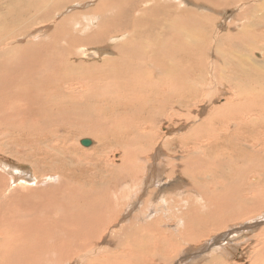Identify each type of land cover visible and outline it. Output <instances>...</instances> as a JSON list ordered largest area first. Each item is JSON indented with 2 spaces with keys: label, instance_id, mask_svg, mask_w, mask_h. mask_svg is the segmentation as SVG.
<instances>
[{
  "label": "bare ground",
  "instance_id": "obj_1",
  "mask_svg": "<svg viewBox=\"0 0 264 264\" xmlns=\"http://www.w3.org/2000/svg\"><path fill=\"white\" fill-rule=\"evenodd\" d=\"M19 1L28 5H20L12 12L17 0H0V154L8 157L0 158V264H136L139 258L136 255L140 254V251L136 253L138 214L128 211L141 213L142 209L130 207L128 210L125 203L138 194L136 179L144 169L147 179L153 177V165L159 173L155 178L160 183L166 174L174 176L179 172L181 176L190 177L196 190L193 193L201 196L199 207L232 211L224 219L227 222L215 220L210 227L198 228L196 222L182 218L192 216L184 213L182 208L190 212L197 210L195 205L179 207L180 202H189L185 193H177L176 200L160 197L166 209L180 208L174 209L181 214L178 221L181 227L177 226L176 230L193 228L191 231H195L200 239L214 230L223 231L231 222H247L251 202L256 200V204H260L257 194L264 190V178L252 174L248 185L237 188V185L226 184L224 177L234 181V175L223 167L228 152L246 153L255 149L264 154L261 139L264 88H252L264 78V56L260 63L254 58L256 51L264 54V39L258 36L260 41L255 40L257 38L247 33V29L242 31L250 20L242 24L240 15L235 19L242 25L239 32L234 23L227 24L223 33H217L213 17L200 14L189 18L190 31L181 39L183 50L179 53V63L183 67L190 66L179 71V68L164 65L158 57L159 54L166 62L176 55L175 50L173 53L165 51L178 39L177 27L173 28V25L181 23H172V8L169 6L165 10L162 4L177 0H141L137 8L136 0H99L94 8L96 14L106 18L114 9L116 14L106 20L110 26L104 21L98 28L86 27L87 31L79 30L72 16L60 19L66 28L59 23L40 31L37 27L47 23L45 16H57L62 6L57 8L53 0ZM216 1L219 5L220 1L228 4V0L212 3ZM258 1L260 4L258 2L253 11L259 12L264 22V0ZM42 2L43 16L36 17V6ZM196 3L201 7H213L210 0L201 3L196 0ZM175 10L179 15V10ZM157 11L161 17L156 22L163 31L156 42L150 40L155 46L151 51L139 50L136 48V22L151 12L158 15ZM11 21L17 25L11 29L14 37L8 38L5 32ZM24 31L29 36L18 38L17 34ZM33 31L38 34L32 37ZM118 33L124 35V40L110 43L111 37ZM189 42L202 46L198 47V53L189 52ZM213 45L216 59L210 61L208 55ZM82 46H96L112 54L103 56L102 53V57L83 55ZM8 49L14 50L12 55ZM198 55H203V60L199 61ZM223 59L229 65L226 67L228 77H221ZM153 64L156 72L149 68ZM159 67L165 71H158ZM186 75L191 78L189 82H186ZM106 76L107 82L102 83L101 79ZM114 84L116 87L112 89ZM222 97L225 99L220 103ZM169 101L184 107L181 108L183 113L177 115L179 112H174L171 116L169 105L175 103ZM195 109L198 111L194 112ZM144 114L150 119H144ZM161 118L173 121V125L174 120L183 119L185 127L164 136L157 130ZM78 132L81 136L76 138ZM84 137L92 138L95 145L90 150L81 149L87 159L78 157L77 161L70 151H74L78 139ZM85 141L88 144L87 139L81 144ZM165 151L172 154L174 161L164 156ZM108 152L109 160H105ZM93 155L96 157L91 158ZM7 159H15L19 164L29 162L34 178L29 180L21 168L6 164ZM165 167L167 172H164ZM162 186L160 193L173 189ZM229 191L232 194H221ZM148 194L154 195L153 192ZM236 194L238 196L234 197ZM125 214L127 217H123ZM207 216L201 215L198 221L204 225L211 222ZM157 218L148 224L155 230L161 229L164 223ZM117 221H121L120 224L117 225ZM163 232L162 235L159 232L161 238L157 239L166 237ZM181 239L172 238L171 241L179 244L183 243ZM256 239L258 243L249 251L250 264H264V235L259 234ZM164 240L160 244L167 241L169 246V240ZM205 257L207 262L204 264H230L215 254ZM198 259L200 257L193 258ZM193 260L182 261L191 264Z\"/></svg>",
  "mask_w": 264,
  "mask_h": 264
},
{
  "label": "rangeland",
  "instance_id": "obj_2",
  "mask_svg": "<svg viewBox=\"0 0 264 264\" xmlns=\"http://www.w3.org/2000/svg\"><path fill=\"white\" fill-rule=\"evenodd\" d=\"M53 1L55 3H57L56 4L57 8H61L60 6H62V10L60 11V13L57 14V16L56 15L54 17H52L51 15L45 16L46 18L44 20H47V23H44L41 26L37 27V28L40 29V31H44L46 28L52 27L54 25H58L59 23H62V26H64L63 21H61L60 19H62V18L63 19L64 18L69 19V16L74 17V20H75L74 22L76 23V26H77V28H79V30H83V29H85L88 26H89L90 29H95V28H98L100 26V24H99L100 22H104L105 21V24H107L106 20L114 17V14H116V9L110 11L106 18H102L100 16V14H96L94 12V8H95V4H97V2L99 0H86V1H81V2L79 1L80 3L79 2H72L71 0H66V1H61V2H59V0H53ZM140 1L141 0H136V8L141 5ZM188 1H186V0H177L176 2L175 1L174 2L169 1L170 3L167 2L166 3L167 5L162 4L163 8H165V10L166 9L168 10L170 7L172 8V16L170 18L172 23H181V25H173V28L177 27V36H178L177 38L178 39L176 40V42L172 46H170L165 51L167 53H173V50H175L176 51V55L174 56V54H173V59H170V58L167 59L166 58L167 60L165 62V60H162L160 58L159 54H158L159 60L164 65H166L168 67L179 68L178 69L179 71H182V70L186 69L187 67L189 68L190 64H187L186 65L187 67L186 66L183 67L179 63V53H181L182 50H183V44H182L183 42L181 41V39H182V37L185 34H187L190 31V25L187 23V20L189 18L193 17V16H200V14H203V15L208 16V17H213L214 22H216L214 26H215V31L217 33H223L225 31V29H226L227 24L233 25L234 23L237 24V28L236 29H237V32H239L241 30L240 28L242 27V25L238 24L239 21H235V19L238 18L240 15H242V16L239 17L240 22L242 24H245L244 21L246 22V21L250 20V22L248 23V26H246L242 31L247 29V33H249L251 35H254L255 38H257L259 36V37H261V39L262 38L264 39V22H262V19H263L262 17L263 16H261L260 13L257 12L256 10L253 11V8L259 2L258 0H254V1L253 0H228V4L227 3L225 4L222 1H220V5L218 4L217 1L215 3H212L214 0H210V3L213 4V7L212 6L203 7V5L201 7L200 4L198 5L196 3V0H188ZM202 1H206V0H199V3H201ZM43 2L40 3L38 6H36V10H35V12H36L35 16L36 17L43 16ZM156 4H157V2H156ZM259 4H260V2H259ZM20 5H22L23 7H26L28 4L26 2L17 0L15 6L12 9V12H15L16 8L18 6H20ZM240 5H242L241 6L242 8L240 10H238ZM63 8L65 10H63ZM175 8H177L179 10V15L176 13ZM262 10H264V8H262ZM90 11H93V12H90ZM107 11H108V9H107ZM157 13H158V15H156L154 12H151L150 14L144 16L145 17L144 19L136 22V48L137 49H139V50L141 49V50L149 52V51H151V49H153L155 47L152 44V42H156L157 39H158L159 33L163 31V29L161 28L160 23L156 22V19H159V17H161L160 13L158 11H157ZM241 17H242V19H241ZM255 20H256L257 23H255ZM259 20L261 22H259ZM136 21H137V19H136ZM253 22L257 26L253 25L252 24ZM70 23L72 24V22H70ZM77 23H79V25ZM7 25L9 26V30L7 32H5V34H6V36L8 38H10L11 36H13L11 29H15V26L17 25V23L11 21ZM7 25L4 24L5 29H6ZM107 25L110 26L109 24H107ZM34 29H36V28H34ZM67 30L69 31V26L68 25H67ZM84 31H87V30L85 29ZM31 34H32V37H33V36L37 35L38 33H36V31H33ZM17 35L20 36L18 38H24L25 36H29V33L24 31L23 33L17 34ZM82 36L83 35H81V37ZM123 40H124V35H120L118 33V34H115V35H113L111 37L110 43H117V42H120V41H123ZM150 40L152 42H150ZM255 40H259L260 41V39H258V38L255 39ZM188 45H189V52L191 54L198 53V47L199 48L202 47L201 45L197 44L196 42H189ZM80 49L83 50V51H81L82 53L80 51H77V52H79V53H81L83 55H87V56L95 55V56L102 57V53H103V56H107L109 53L112 54L110 51H108L106 49L98 48L96 46H82V48L80 47ZM211 49H212V51L210 50L209 51V55H208V58H209L210 61H212L213 59H216V56H215L216 55V47H215V45H213ZM261 50H263V49H261ZM8 51H10V55H12L13 52H14V50H9V49H8ZM252 51H253V49H252ZM254 54H255L254 58L260 63V61L262 60V57L264 56V54H261V51H256ZM202 56L203 55H198L197 56L199 58V61L203 60ZM163 57H166V56H163ZM158 63L160 65H162L159 61H158ZM208 67H210V66H208ZM226 67H229V65L223 59L221 77H228L229 76V73H227L228 69ZM149 68H150V70H153V71H155V69H156L154 67V64L149 66ZM158 71L161 72V71H165V70H164L163 67H159ZM104 72L106 74H109L105 69H104ZM184 73H186V71ZM201 74H202L203 77H205L204 73H201ZM188 75H186V77H187L186 78L187 79L186 82H189L191 80V78ZM107 80H108V78L106 76V77H103L101 79V82L102 83L103 82H107ZM219 80H220V78L217 79V81H219ZM263 82H264V78L261 79L252 88H254V87H255V89L264 88V83ZM202 84L203 85L206 84V83H204V79L202 80ZM260 84H261V86H260ZM115 87H116V85L114 84L112 89H115ZM204 90L206 92L205 87H204ZM224 99L225 98L222 97L220 103L224 102ZM169 102L172 103V104L175 103L174 105H169L171 107V109H172L171 116H172V114H174V112H179L177 115H181V113H183L184 107H182L180 104H178L175 101H169ZM196 104L197 103H195L194 105L189 107V111L193 107H195ZM181 108H183V109L181 110ZM195 111H198V109H195L194 112ZM170 112H171V110H170ZM186 113H187V110H185V114ZM204 113L206 114V112H204ZM143 116H144V119L145 118L146 119H150L149 117L147 118L146 114H144ZM149 116H151V115H149ZM161 116H162V114H161ZM181 120H183V119H180L179 121L178 120L177 121L174 120V122H176V123L173 125V124H171V123H173V121L168 120L166 118H163V119L161 118L159 120V124L157 126V130L159 129L158 133L159 134H163L164 136H166V135L169 136V134L171 132H174V130L175 131L177 130L178 132H180L181 127L182 126L185 127V124L182 123L183 121H181ZM138 122H139V120H138ZM180 122H181V124H180ZM140 123H141V121H140ZM182 124H184V125H182ZM159 131H161V132H159ZM77 134L78 135L75 136L76 138L81 136L80 132H78ZM261 135H262L261 139L263 138L262 140L264 142V130L261 133ZM252 136L257 138V139H259V136L257 134L254 135L252 133ZM85 139H87L90 142V144L89 143L88 144L85 143V144L82 145L81 143ZM94 145H95V142H94V140L92 138H88V137L80 138V140L78 139V147L74 146V151L71 150L70 151V155L74 156V158H76V159L78 157L80 159L85 158V157H87V155L85 153H83L81 151V149L82 150H90L91 147H93ZM171 148H169V149H171ZM46 150H50V149H46ZM253 150H254V152L251 149H249L250 152L246 151V153L242 152V153L234 154V153L228 152V154H226L228 156H225L224 159H226L227 161L226 162L224 161L225 167H223V168L224 169L226 168L227 170L230 171L231 175H234V181H233V178L224 177L225 182L227 181L226 182L227 185H234V186L237 185V188H239V186L241 187V185H244V186L248 185L250 183V179H249L250 177L249 176H251L252 174H255V173L257 175L260 174L264 178V174L262 175V173H264V154L262 152L260 153V152L256 151L255 149H253ZM107 151H109V150H107ZM175 151H176V149L173 150V152H175ZM165 152L166 153H165L164 156L165 157L167 156L171 161H174V158L171 156L172 154H170L169 151H165ZM257 152H258V155L255 154ZM75 153L77 154V156H76ZM250 153L253 156L249 155ZM108 154H109V152L107 153V157H106L105 160H109V155ZM115 155H116V157H119L118 153H115ZM239 155H241V156H239ZM90 157L91 158L92 157L95 158L96 156L93 155V156H90ZM154 157H152V159ZM240 157L242 159H239ZM0 158L1 159L2 158L6 159L8 157L4 156L1 153L0 154ZM248 158L251 159V160L249 161ZM85 159H87V158H85ZM152 159L150 160V163H152ZM229 160H230V162H228ZM77 161H78V159H77ZM5 163L8 164V165L12 164V166L21 168L22 171L26 172V174L28 175V178H30L29 180H32L34 178L33 169H32V166L30 165L29 162L19 164L17 162V160H15V159H7V160H5ZM157 163L158 162H156V164ZM236 163H237L238 166L235 167ZM229 165H230V167H229ZM239 165H241V166H239ZM153 166H154V169H152V170L154 171V175H153L152 178L147 179L148 175L145 174V171L147 172V170H145V169L143 170L144 172L142 171V174L140 173L139 176L137 177V179H136V183H137L136 184V191H137L136 194L137 193L138 194L135 195V197H132L129 200H127V197L125 196V198H126L125 200H127V203H125L126 204V207H125L126 209L130 210L129 208L131 207L132 210H133V208H134V210L135 209H139V210L142 209L141 213L144 212V213L141 214L139 210H138L139 213L136 210L133 211V212H131V210L130 211L127 210L128 213H132L133 215H135L136 213L138 214V216L136 215V221L138 222V226L140 228L139 227L136 228V251H137L136 253H139V251H140V254H139V256H137L138 254L136 255V258L139 257L138 260L136 259L138 261V262L136 261V264H139V262H141L140 264H144V263L145 264H153L152 261H155L156 264L157 263L158 264H183V261L184 262L186 261L185 263H187L188 261L193 260V258H196V257H200V259L193 260V262L191 264H200V263L204 264L205 262H207V259H204V258H206L205 256H207V255H212L213 256V254L223 258V260H226V262H228L230 264H234V263L235 264H250L251 263L250 260L252 259V257L250 256L251 254H249V251H250V249H254L253 245H255L256 242H257L256 237L259 236V234L264 235V198H263L264 197V190H262V192H259L257 194V196L260 199V204H256V202H257L256 200L254 202H251V203H253V205L252 204H251L252 206L250 205L251 206V211L249 212V217L246 219L247 222L239 221V224H237V222H233L236 225L231 222V223H229L228 225L225 226L227 229L224 227L223 231L222 230H216V231L214 230L213 232H209L208 235H206V237L197 239L198 236H196L194 234L195 231H191L193 228L183 227L184 229H180L179 228V230L178 229L176 230V228L181 227L178 224L179 223L178 222L179 219H181L180 218L181 214H179V212L177 210H180V208L184 207L185 205L188 208H190L191 205L192 206L195 205L197 207L196 212L195 211L190 212L189 209H188V211H185V209H184L185 207L182 208L183 209L182 211L184 213L188 212V216H189V213H190V215H192V216H190V218L187 217V216H183L182 218H186V221H191V223L196 222L197 223L196 226H198V228L210 227V226H212V223L216 222L217 220L223 221L227 217V214L232 213V211L229 208L221 209V210H218V211H215V210L211 211L210 208H208L207 206L202 205L201 207H199L200 206V201L199 200L201 199V196L200 195L198 196V194H194L193 193L194 191L196 192V190L193 189L194 188L193 181L190 179V177L181 176L179 174V172H177L176 175H174V176H169V174H166V175H164L165 177L164 176L162 177V179H161L162 181L160 183L155 178L159 174L157 172V170H156L157 168L155 167V165H153ZM232 168H234V169L231 170ZM164 170H166V171H164ZM164 170H163L164 172H167V167H165ZM261 171H263V172H261ZM144 175L146 176V178L144 177ZM227 176H229V175H227ZM142 177L144 178L145 182L142 179ZM139 179H141V180H139ZM146 180H148V181H146ZM26 181H27L26 182V184H27L28 180H26ZM49 182H51V181H49ZM182 183H184V184H182ZM152 184H153V186H152ZM185 184H187V185H185ZM159 185L160 186L163 185L162 187H172L173 189L168 191V192L160 193L161 190H163V189H160ZM174 185H176V186H174ZM145 187H147V188L144 191L143 189ZM234 188H236V187H234ZM185 190H186V192H185ZM187 190H188V192H187ZM150 192H153V194L155 196L152 195V194H148ZM169 192H170V194H169ZM180 192H183V193H185L188 196V201L189 202H187V204L184 203V202H182V203L180 202L179 203V207L180 208H178V209L174 208V209H177V210H174L172 208H171L172 211L170 209H166V207L163 206L164 204L161 201L162 198L163 197H173L176 200V198L178 199V197H174V196L177 193H180ZM229 193H230V191L227 194H226V192L225 193H221V194L228 195ZM230 194H232V193H230ZM238 194H239V192H238ZM236 196H238V195L237 194L234 195V197H236ZM160 197H162V198H160ZM128 198H130V197L128 196ZM137 198H138V200L136 201L135 199H137ZM151 199H153V200H151ZM197 201L199 203H197ZM218 201H222V200L218 199ZM138 203L141 206V208L138 205ZM154 203H155V207H154ZM133 204H135L136 206H133ZM145 208H147V209H145ZM199 208H201V209H199ZM160 210H161V212H160ZM228 210H230V211H228ZM170 211L174 215L170 214L171 213ZM134 212H136V213L134 214ZM211 212H213V213H211ZM177 214H179V215H177ZM205 214L208 215L207 217H209V220H212V221L209 222V223H206L204 225V223L201 222V220L200 221H198V220H199V217L201 215H205ZM142 215H143V217H142ZM193 215H194V217H193ZM162 216H164V217H162ZM175 216H177V217H175ZM197 216H198V218H197ZM216 216H218V217H216ZM123 217H127V214H125ZM157 217L161 218L163 220V222H164V223H162V227L159 230H155L154 227H151L150 225H148V224H150V222L155 220ZM164 218L165 219L168 218L166 220L167 222H165ZM187 218H188V220H187ZM191 218H193L194 220L191 219ZM170 219L172 221L168 222ZM225 220L223 222H227ZM246 220H244V221H246ZM120 222L117 221L116 224L118 225V224H120ZM205 222H207V221H205ZM137 229H139V230H137ZM209 230H211V229H209ZM165 231H166V233H165ZM159 232H160L161 235H162V232H163V237L164 236H166V237H164L163 239H157V238H161V237H158ZM167 233H169V234H167ZM179 234H182L183 237L180 236ZM153 235H154V237H153ZM167 235H169V236H167ZM150 236L152 237V239H151ZM179 237H180V239L182 238L180 240V242H183V243H179V241H177L179 244H176V242L173 243L171 241L172 238L177 240ZM192 237L194 238L193 240L191 239ZM164 239L169 240V244H170L169 246L167 244V241H166V244H164V243L160 244V241H162V242L165 241ZM147 245H149V246H147ZM192 248H193V250H192ZM216 249H220L221 251L217 252ZM150 250L152 252H150ZM157 250L159 251L158 253H157ZM177 250H179V251H177ZM155 251H156V253H155ZM181 251H182L183 254L181 253ZM214 251H216V252L214 253ZM151 253H153V254H151ZM146 254H147V256H146ZM140 255H141V257H140ZM143 255L145 257H143ZM146 257L149 260L145 259ZM164 258H166L167 260H165ZM112 260H114V259H112ZM157 260H159V261H157ZM195 261L197 263H195ZM116 264H118V262H116Z\"/></svg>",
  "mask_w": 264,
  "mask_h": 264
},
{
  "label": "water",
  "instance_id": "obj_3",
  "mask_svg": "<svg viewBox=\"0 0 264 264\" xmlns=\"http://www.w3.org/2000/svg\"><path fill=\"white\" fill-rule=\"evenodd\" d=\"M84 143H86V141L84 142ZM89 143V142H88ZM90 144V143H89Z\"/></svg>",
  "mask_w": 264,
  "mask_h": 264
}]
</instances>
